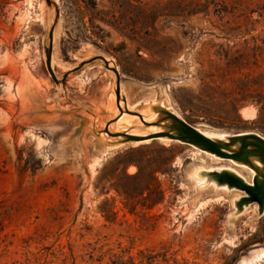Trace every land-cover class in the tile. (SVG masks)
<instances>
[{
  "label": "rangeland",
  "instance_id": "374dc122",
  "mask_svg": "<svg viewBox=\"0 0 264 264\" xmlns=\"http://www.w3.org/2000/svg\"><path fill=\"white\" fill-rule=\"evenodd\" d=\"M51 1L0 0V264H256L258 204L202 177L232 162L112 136L165 131L156 106L264 136V0ZM99 56L120 100L102 60L74 71Z\"/></svg>",
  "mask_w": 264,
  "mask_h": 264
},
{
  "label": "water",
  "instance_id": "95a60500",
  "mask_svg": "<svg viewBox=\"0 0 264 264\" xmlns=\"http://www.w3.org/2000/svg\"><path fill=\"white\" fill-rule=\"evenodd\" d=\"M49 6H55L51 0H46ZM57 8V7H56ZM58 13V10H57ZM59 14V13H58ZM50 47L47 49V69L54 82L59 83L55 72L52 68V53H53V30L50 33ZM97 59L102 60L108 69L115 72L117 76V97H121V75L117 68H111L109 62L102 56L93 58L87 62H83L74 71H78L83 66ZM66 78V76H65ZM154 110L162 116V120L169 124L166 130L158 132L150 136H137L129 133H116L112 137L121 139L119 144L128 142H138L145 139L167 138L169 140L181 142L199 148L203 151L211 153L225 160H232L238 164L248 166L255 171L256 175L253 182H247L230 170L208 171L202 173V177L206 178L208 183H216L218 187L227 186L229 189H237L245 193L239 201L236 202L238 214L252 205L258 204L259 214H264V136L255 133H241L228 137L227 139H218L207 136L199 128L191 125L183 118L172 113L163 106H156ZM129 112V111H128ZM131 113V112H130ZM134 116H139L143 123H147L145 118L134 113ZM261 166H260V165Z\"/></svg>",
  "mask_w": 264,
  "mask_h": 264
},
{
  "label": "bare ground",
  "instance_id": "6f19581e",
  "mask_svg": "<svg viewBox=\"0 0 264 264\" xmlns=\"http://www.w3.org/2000/svg\"><path fill=\"white\" fill-rule=\"evenodd\" d=\"M56 2H57V0H55ZM107 61H108V59L107 58H105ZM121 104V103H120ZM125 116H127V118H123L122 119V121H125L126 123H128V124H131V122H132V119L133 118H136L135 116H131V115H127V113H126V115ZM207 136H209V137H211L208 133H205ZM153 140H162V139H160V138H157V139H145V140H142V141H138V142H135L136 144H143V143H146V142H151V141H153ZM181 143V142H180ZM182 144H184V143H182ZM194 147V146H193ZM196 150H198V151H200L201 153H204V154H206V155H209V156H212V157H214V158H216L217 160H221V161H225V159H222V158H219V157H217V156H215V155H213V154H211V153H208V152H206V151H203V150H201V149H199V148H195ZM227 161H230V162H232V164L235 166V168H233V167H224V168H226V169H223V170H230V171H232V172H234L235 174H237L238 176H240L241 178H243V179H245L244 177H243V175H244V173L245 172H250V169L248 168V167H246L245 165H242V164H238V163H236V162H234V161H232V160H227ZM260 165V164H259ZM261 166V165H260ZM255 175H256V173H255ZM203 180H205L206 182H208L206 179H203ZM204 182V181H203ZM249 182V181H248ZM250 183H252V182H250ZM214 185L216 184V183H213ZM217 185V184H216ZM220 188H223V190L224 191H230L231 189H229L227 186H222V187H220ZM233 190V189H232ZM256 205V204H255ZM254 205V206H255ZM258 206V205H257ZM258 208V207H257ZM257 208H256V210H257ZM257 259H259L258 261H257V263L256 264H264V254L263 255H259L258 256V258ZM261 261V262H260ZM260 262V263H259ZM248 264V263H247Z\"/></svg>",
  "mask_w": 264,
  "mask_h": 264
}]
</instances>
